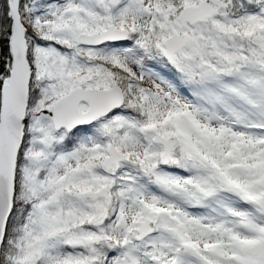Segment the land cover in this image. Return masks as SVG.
Masks as SVG:
<instances>
[{
  "label": "snow or ice",
  "instance_id": "obj_1",
  "mask_svg": "<svg viewBox=\"0 0 264 264\" xmlns=\"http://www.w3.org/2000/svg\"><path fill=\"white\" fill-rule=\"evenodd\" d=\"M0 264H264V0H0Z\"/></svg>",
  "mask_w": 264,
  "mask_h": 264
}]
</instances>
